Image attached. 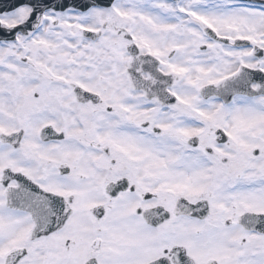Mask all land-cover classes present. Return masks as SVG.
Wrapping results in <instances>:
<instances>
[{"label": "snow or ice", "instance_id": "1", "mask_svg": "<svg viewBox=\"0 0 264 264\" xmlns=\"http://www.w3.org/2000/svg\"><path fill=\"white\" fill-rule=\"evenodd\" d=\"M0 264H264V0L0 11Z\"/></svg>", "mask_w": 264, "mask_h": 264}, {"label": "water", "instance_id": "2", "mask_svg": "<svg viewBox=\"0 0 264 264\" xmlns=\"http://www.w3.org/2000/svg\"><path fill=\"white\" fill-rule=\"evenodd\" d=\"M17 3H20V2H17ZM3 6L0 4V11H3Z\"/></svg>", "mask_w": 264, "mask_h": 264}]
</instances>
